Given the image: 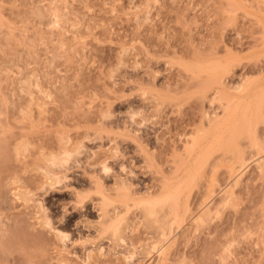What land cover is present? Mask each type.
<instances>
[{
    "label": "rangeland",
    "instance_id": "obj_1",
    "mask_svg": "<svg viewBox=\"0 0 264 264\" xmlns=\"http://www.w3.org/2000/svg\"><path fill=\"white\" fill-rule=\"evenodd\" d=\"M262 144L264 0H0V264H264Z\"/></svg>",
    "mask_w": 264,
    "mask_h": 264
},
{
    "label": "bare ground",
    "instance_id": "obj_2",
    "mask_svg": "<svg viewBox=\"0 0 264 264\" xmlns=\"http://www.w3.org/2000/svg\"><path fill=\"white\" fill-rule=\"evenodd\" d=\"M203 70V69H202ZM249 82V81H248ZM249 83H251V80H250V82ZM250 85V84H249ZM245 86H247V85H245ZM244 87V86H243ZM243 90H244V88H243ZM222 91V90H221ZM243 92V91H242ZM226 93V92H225ZM221 94V93H220ZM222 94H223V96H224V93L222 92ZM229 96V95H228ZM230 98H233V97H231V96H229ZM218 99V98H217ZM228 99V98H227ZM229 101V100H228ZM260 106V105H259ZM262 106V105H261ZM226 107H228V104L226 105ZM239 107H241L240 106V103H238L237 102V105H236V108H238L239 109ZM260 108V107H259ZM237 112V111H236ZM252 113V112H251ZM259 114V113H258ZM217 115V114H216ZM251 115V114H250ZM213 117V116H212ZM217 118V117H216ZM241 118V117H240ZM210 119V118H209ZM215 118H211L210 119V126H212V129L214 130V131H216L217 132V130H218V128H219V130L221 131V132H223V131H225V130H227V128L226 127H228V128H231L232 127V124L235 122L234 121V116L232 117L231 115H230V117L229 118H227V120H225L224 122H222V123H213L215 120H214ZM251 119V118H250ZM240 120V119H239ZM232 121H233V123H232ZM228 123L229 122V125L228 126H226L227 124H225V123ZM230 123H232V124H230ZM243 123V122H242ZM235 124H237V125H235ZM234 124V126L232 127V129H230V131H229V134H228V132L227 133H221V132H219V136L221 135L222 136V134H224L225 135V137L227 136V134H228V136L226 137V138H219L221 141H219V139H218V142L217 143H219V142H224V144L222 145L221 143L220 144H218L219 146L220 145H222V148H225V149H227V150H229V149H233L234 151H235V161L233 162V160H230L231 161V166H230V169L233 171L235 168L234 167H236V166H234L233 164H239L241 167L240 168H242L243 166H245L249 161H248V159L246 160L245 158H244V155H246V152H245V154L243 155V152H244V150H243V152H241V150H239V147H237V142H238V138H237V135H238V133H242L244 130L246 131V128L247 127H249L250 126V122L249 121H246L244 124H242L241 125V127L240 126H238V122H237V120H236V123ZM208 125V124H207ZM224 125V126H223ZM245 126V127H244ZM222 127V129H224V130H221L220 128ZM239 127L241 128L240 129V131H238V129H239ZM226 128V129H225ZM250 128V127H249ZM217 129V130H216ZM233 129H237L236 130V132H235V130H233ZM243 129V131H241ZM228 131V130H227ZM245 131L243 132V133H245ZM253 131V130H252ZM221 133V134H220ZM251 133V132H250ZM254 133V132H253ZM255 134V133H254ZM235 135V136H234ZM220 136V137H221ZM243 136H245V135H243ZM250 136V135H249ZM256 136V135H255ZM254 136V137H255ZM218 137V136H217ZM223 137V136H222ZM248 137V136H247ZM222 139H223V141H222ZM224 139H226V141L224 140ZM257 139H258V137H257ZM193 141H195V142H192L194 145L195 144H197V141L196 140H193ZM217 141V140H216ZM215 141V142H216ZM235 141H237L236 142V144H234V142ZM240 141V140H239ZM254 142H256L257 143V141H254ZM213 143H214V141H213ZM212 143V144H213ZM260 143L261 142H259V147H260ZM192 144V148H193V145ZM215 144V143H214ZM233 145H236L235 147H233ZM262 145H264V144H262ZM213 146V147H212ZM211 147L212 148H214V145H212ZM194 147H196V146H194ZM207 147H209V146H207ZM236 147H237V149H236ZM264 147V146H263ZM187 149V148H186ZM188 149H189V147H188ZM261 149V148H260ZM264 149V148H263ZM64 150V149H63ZM67 150V149H66ZM206 150H209V149H206ZM213 149H211V151H212ZM192 151V150H191ZM229 151H231V150H229ZM261 151V150H260ZM64 152V151H63ZM66 152V154H67V151H65ZM227 152V151H226ZM264 152V151H263ZM192 153V152H191ZM259 153V152H258ZM69 154V153H68ZM205 154V153H204ZM208 154H209V152H208ZM233 154H234V152H233ZM56 155V154H55ZM54 156V155H53ZM47 157H48V155H47ZM57 158H56V161L57 160H59L60 158H58V155L56 156ZM264 156H262L261 157V159L257 162L258 163V165H259V168L260 167H263L264 168V158H263ZM185 158V157H184ZM206 158V157H205ZM233 158V157H232ZM233 158V159H234ZM53 159V157H51L50 155H49V157H48V160H52ZM229 161V162H230ZM251 161V160H250ZM256 161V160H255ZM254 161V162H255ZM50 162V161H49ZM236 162V163H235ZM52 163V162H51ZM54 163V162H53ZM248 165V164H247ZM246 165V166H247ZM202 166V165H201ZM238 166V165H237ZM245 166V167H246ZM263 168H260L261 170H263ZM237 169H239V168H237ZM236 169V170H237ZM235 170V172H237ZM243 170V169H242ZM234 172V171H233ZM239 172H240V170H239ZM238 175H240L239 173L237 174V176ZM236 176V175H235ZM54 177V176H53ZM53 177H50L49 179H51V181H53ZM242 177V176H241ZM239 178V177H238ZM235 179H237L236 177H235ZM215 180V179H214ZM239 180V179H238ZM55 181H56V179H55ZM237 181V180H236ZM215 182V181H214ZM234 182V181H233ZM53 183V182H52ZM217 183V182H216ZM235 183V182H234ZM50 184V183H49ZM236 184V183H235ZM216 185V184H215ZM208 186H209V184H208ZM129 188H130V186H128ZM215 187V186H214ZM233 187V186H232ZM235 187V186H234ZM209 188V187H208ZM208 188H207V190H208ZM22 191V190H21ZM209 191V190H208ZM228 192V191H227ZM230 192V191H229ZM211 193V192H210ZM213 193H214V191L212 192V194H211V196L213 195ZM19 194V193H18ZM24 194V193H23ZM23 194L21 193V195L23 196ZM215 194V193H214ZM20 195V196H21ZM18 196V195H17ZM209 196V195H208ZM214 197V196H213ZM224 197V196H223ZM24 198V197H23ZM26 198V197H25ZM21 199V198H20ZM173 199V198H172ZM225 199V198H224ZM145 201H147V200H145ZM228 201V200H227ZM225 203V202H224ZM144 204V203H143ZM169 205L168 207L170 208V206L172 207V203H168V202H166V204L165 205ZM206 204V203H205ZM222 204V203H221ZM226 204V203H225ZM220 205V204H219ZM154 206V204L153 203H151V202H146L145 204H144V212H145V214L146 215H148V216H146L147 218H152L153 216L155 217V214H156V210H153V208H151V207H153ZM206 207V206H205ZM165 207L163 206V211L165 210L164 209ZM209 208L210 207H208V211H209ZM39 209V208H38ZM103 209V208H102ZM161 209V208H160ZM211 209V208H210ZM204 210V209H203ZM42 211V210H41ZM157 211H158V208H157ZM212 210H210V212H211ZM166 212V211H165ZM118 213V212H117ZM167 213V212H166ZM174 213H175V209H174ZM203 213V212H202ZM114 214V213H113ZM165 214V213H164ZM200 214V213H199ZM198 214V215H199ZM210 214V213H209ZM173 215V214H172ZM201 215V214H200ZM199 215V216H200ZM41 216V215H40ZM44 216V215H43ZM122 216V215H121ZM143 216H145V215H143ZM160 216V215H159ZM162 216V215H161ZM165 216V215H164ZM163 216V217H164ZM168 216H169V214H168ZM175 216H177V214L175 215ZM194 216V215H193ZM118 217H120V214H114V215H112L111 213H110V211H105V210H102V214H101V219L99 220V222H97L99 225H100V232H104V230L106 229L105 227H111L110 229L112 230V231H110V232H113L114 234L113 235H116V236H114V238L115 237H117L116 238V240H118V242H122V243H124L125 242V233H124V230H123V228H120V224H116V222H117V219H119ZM166 217H167V215H166ZM178 217V216H177ZM176 217V218H177ZM156 218L157 219H159L158 218V216L156 215ZM176 218H174V219H176ZM201 218V221H202V219H204V218H202V217H200ZM42 219H43V217H42ZM45 219V218H44ZM161 219V218H160ZM159 219V220H160ZM183 219V218H182ZM41 220V219H40ZM147 220V219H146ZM155 220V219H154ZM197 220V219H196ZM195 220V221H196ZM148 221V220H147ZM162 221V220H161ZM180 221V220H179ZM42 222V221H41ZM43 222H45V220H43ZM43 222H42V225H43V227H44V225L46 224H43ZM194 222V221H193ZM173 223V222H172ZM48 224H49V222H48ZM47 224V225H48ZM195 224H197V223H195ZM120 225V226H119ZM167 225V224H166ZM46 226V225H45ZM127 226V225H126ZM169 227V226H168ZM109 228L108 229H106L105 230V232L107 231V230H109ZM167 228V227H166ZM164 230V229H163ZM54 231V230H53ZM123 231V232H122ZM57 232V235L59 236V237H61V238H63V237H65L66 235H64V233H61L59 230L58 231H56ZM163 233H166V232H163ZM171 235V234H170ZM112 236V235H111ZM161 236V235H160ZM163 236V235H162ZM165 237V236H164ZM111 238V237H110ZM113 238V237H112ZM160 238H162V237H160ZM168 238H169V236H168ZM63 240V239H62ZM162 240V239H161ZM165 240V239H164ZM162 242V241H161ZM120 244V243H119ZM165 244V243H164ZM122 245H124V244H122ZM145 245V244H144ZM156 245H157V242H155L154 243V248L156 247ZM146 246V245H145ZM149 246V245H148ZM152 246V247H153ZM148 248V247H147ZM146 247H144L143 248V250L145 251V249H147ZM163 249V247L162 248H158V252L159 251H161ZM139 250H141V249H139ZM133 251V250H132ZM136 251V250H135ZM144 251L142 252V250L140 251V253L142 252V253H144ZM147 251H149V250H147ZM130 252V251H129ZM138 252V251H137ZM133 253V252H132ZM132 253H130V254H132ZM146 254V253H145ZM93 255V254H92ZM134 255V254H133ZM132 255V256H133ZM163 255V254H162ZM131 256V257H132ZM89 257H91V255L89 256ZM134 257H135V255H134ZM90 259V258H89ZM151 259V258H150ZM161 262V261H160ZM146 264V263H145Z\"/></svg>",
    "mask_w": 264,
    "mask_h": 264
}]
</instances>
